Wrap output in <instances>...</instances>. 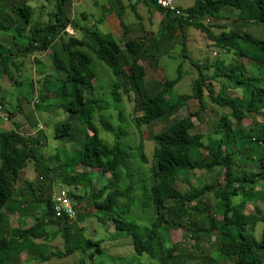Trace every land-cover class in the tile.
<instances>
[{"label":"trees","instance_id":"16d2710c","mask_svg":"<svg viewBox=\"0 0 264 264\" xmlns=\"http://www.w3.org/2000/svg\"><path fill=\"white\" fill-rule=\"evenodd\" d=\"M72 1L54 0L52 10L47 15V22L43 25L40 22L31 24L32 7L28 5L29 0H0V31L10 33L13 42L20 41L14 50L11 49L7 55L3 54L0 57L12 62L13 59L34 56V54L42 57L47 54L48 63H51L59 74L57 77L47 76L43 79L42 91L46 95L40 91V102H36L35 107L47 111L50 104L47 107L42 106V103L54 101L58 97L64 100L67 97L68 101L62 108L79 117L82 132V147L72 153L64 152L66 156H63V159L56 155L54 159L61 161L62 166L59 164L49 169L42 163L40 154L44 143L43 135L35 136L29 132L28 136H24L26 129L21 133L13 129L0 130V210L14 196V182L18 172L29 163H33L39 175L46 176L45 184L52 180H60L59 188L53 190V193L64 188L67 192V202L75 212V217L72 219L65 213H58V217L52 218L51 199L48 194L46 200L43 199V195L49 192V186L43 183L44 185L35 188L28 181L27 190L32 194L36 193L33 196L43 203L44 214L37 218L33 225L20 231H10L6 224L7 218L0 213V264H20L22 253L30 250L36 240L48 239L46 228L51 226L59 228L57 234L63 238L65 247V253L58 251L57 256L67 257L80 250L82 257L78 264H86L85 248L68 247L73 228L72 221L76 216L77 220L83 219V215L78 216V211L82 212L77 208L78 198L73 191L70 193L64 187L70 184L67 181L68 174L65 176L58 174L56 171L58 167L68 168L72 172H78L79 168L98 170L97 174L101 178L110 173L111 181L105 186L100 185L96 194H91L96 217L98 214L103 215L107 220H117L118 217L119 222L113 224L114 231L116 234L118 232L131 238L134 253L138 256L146 254L150 258L156 257V238L162 243L163 240H169L168 227L176 223L165 218L164 211L168 210L178 217H187L184 226L186 233H189L193 239H199L200 236L215 237V242L219 243V246L215 250L217 256L210 264H218L222 260H230L232 264H264V232L260 239L252 234L257 225L261 224L264 230V212L257 214L260 212L257 206L258 211L254 207L252 213L245 212L248 201L254 203L260 201L253 191L246 190V186L256 184L259 175L264 180V156L261 163L263 171L260 174L239 175L234 157L240 154V150L235 149L227 153L226 148L222 146L225 142L235 145L239 141L240 145H243L255 141L264 151V130H260L258 137H253L249 132L251 129L245 130L241 125L233 129L226 116H221L215 127L214 134L217 135L215 139L218 143H215V139L209 141L207 139V142H204L203 135L194 131L192 120L194 114L180 118L169 128L153 136L155 149L154 163L150 171L151 185L148 195L141 199V203L143 200L145 204L143 208L153 209L155 218L149 226L140 228L136 227L132 220L126 219L125 214L136 201L130 194L136 190L134 175L138 171L129 166V152L123 142V127L118 126V132L111 145L100 138L99 130L95 127L94 118L106 131L110 130L111 124L108 118L102 115L107 106L104 100L95 98H91L89 102L86 100V94L91 95L94 91L96 79L90 56L93 55L112 73L114 77L112 95L115 100L120 99L119 91L125 96L133 93L139 99L137 106L144 113L135 120L137 126L149 124L175 111L176 108L184 107L192 95L173 94L172 88L183 75L180 65L177 67V77L166 81V89L151 95L145 86L146 72L139 63L148 50L144 42L121 40L124 46L122 49L111 34H102L97 29L89 30L87 27H81L70 17ZM151 1L154 9L163 13L166 19L171 21L175 19L180 28L192 27L201 31L216 47L236 57V60L228 65L218 60L208 65L189 60L190 65L197 69L198 75L200 74L199 79L193 81L192 87L195 90L193 96L198 100L200 110H205L203 92L206 89L213 103L222 107L228 105L235 107L237 112L242 111L240 117L244 116V113L248 116V114L264 112V38H255L248 32L252 26L264 25V0H194L192 6L180 10L179 16L162 10L156 5L155 0ZM5 2H9V6H4ZM117 3L120 5L116 0ZM134 7L132 6V9ZM119 9L123 10L121 6ZM228 10L234 11V17L231 19L222 15ZM81 16L85 20L86 15L82 13ZM118 16L120 18L121 14ZM101 20L98 19L95 24L100 23ZM69 26L74 31L81 32V38L71 36L66 39L65 30ZM26 28L28 31L25 32ZM249 46H253L259 52V57H248L250 58L248 59L244 56ZM2 47L0 44V49ZM185 51L186 47L183 45L181 53L187 59ZM246 61L255 66L253 71L246 68ZM35 62L38 63L36 59ZM42 64L46 65L44 62ZM202 66L205 69L214 68L212 76L208 79L222 78L225 81L219 93H214L209 85H205L207 77L201 74ZM237 89L243 91V97L227 94V90ZM0 106L6 114V121L16 117L4 110L2 99ZM53 129L54 139L59 140L67 139L71 133L77 131L69 121L55 123ZM137 150L139 162L145 164L146 155L141 143ZM196 154L200 159L196 158L198 156ZM215 168L219 169L217 174L222 176L223 185L218 181L219 185L210 183L185 190L175 186L176 177L180 173L187 174L195 170L212 171ZM79 179L77 177L72 185L76 186ZM208 193L213 195L215 214L207 206L201 208L198 205L204 202L202 197ZM172 201L178 204L170 205ZM187 203L190 205L185 209L184 205ZM215 215L220 216V219H216ZM196 217L199 220L196 221ZM180 226L178 224L177 227L181 228ZM70 243L72 244L71 238ZM85 244L86 248L91 245L94 248L99 247V242L92 243L86 240ZM33 252L34 250L29 251L34 255L32 260L37 255ZM163 253V264H169L173 256L167 250ZM53 256L56 255L48 253L41 260H48Z\"/></svg>","mask_w":264,"mask_h":264},{"label":"rangeland","instance_id":"374dc122","mask_svg":"<svg viewBox=\"0 0 264 264\" xmlns=\"http://www.w3.org/2000/svg\"><path fill=\"white\" fill-rule=\"evenodd\" d=\"M117 1L120 2V5L116 4V0H73L70 6V17L81 27H87L89 30L97 29L102 34H111L117 45L122 49H124V46L121 40L143 41L148 50L139 63L146 72L145 86L151 95L166 89V81L177 77V67L179 65L181 66L183 75L181 80L172 88L173 94L192 95V98L186 102L184 107L176 108L175 111L149 124L137 126L135 120L144 113L137 106L139 99L133 93L125 96L119 91L120 99L115 100L112 95L114 82L112 73L93 55L90 56L96 79L94 80V91L91 95L89 93L86 94V100L89 102L91 98L102 99L107 104L102 115L110 121V130H104L97 119L94 118V124L99 130V136L106 143L111 145L118 132V126L123 127V142H125V148L129 152V166L131 169L138 171L134 175V180L137 183L136 190L130 194L136 201H134L133 207L125 214V217L127 220H132L136 224V227L140 228L149 226L155 218L153 209L151 207L143 208V205H145L143 200L141 203V199H144L148 195L151 185L150 177L152 173L150 171L154 163V135L169 128L180 118L194 114L195 116L192 118L194 121V131L203 135L204 142H207V139L209 141V139L217 138L214 131L221 116L227 117V121L233 129H237L238 125H241L245 130L251 129L249 131L250 135L258 137L260 130H264V112L252 113L248 114V116H245L246 114L244 113V116L240 117L242 111H238L239 116H237L238 112L235 107L230 105L222 107L213 103L208 97L206 89L203 92L205 110H200L199 102L193 96L195 90L192 88L193 81L199 79L200 74L198 75L197 69L190 65L189 60L197 61L202 65L204 63L208 65L218 60L228 65L235 61L236 57L228 53L226 54L222 49L216 47L201 31L192 27L186 29L180 28L175 19L173 21L166 19L163 13L154 9L151 0ZM53 3L54 0H29L28 5L32 7L31 24H36V22H40L43 25L46 24L48 12L52 10ZM174 3L178 10H181L187 6H192L194 0H174ZM3 5L9 6V2H5ZM120 6L123 10L119 9ZM132 6H135L134 9H132ZM82 13L86 15L85 20L81 16ZM120 14L119 18L118 15ZM222 15L231 19L234 17V11L228 10ZM98 19L102 20L100 23L95 24ZM206 19L214 21L211 18ZM26 31H28V28L25 29ZM248 32L255 38H264V25L252 26ZM71 36L81 38L82 33L74 31L69 26L65 30V38L67 39ZM18 43L20 41H12L10 33L0 31V44L3 46L0 49V56L3 54L7 55L11 49L14 50ZM183 45L186 47L185 53L187 59L181 53ZM244 56L247 58L259 57V52L253 46H249L245 50ZM47 57V54H44L43 57L34 54V56L30 55L18 58L17 60L13 59L12 62H7L6 58L0 57V99H2L4 110L16 115L15 120L24 121L25 117L29 120L32 125L31 127L37 129L36 134L44 136L42 140L44 143L40 150L42 163L49 169H53L59 166L61 162L54 159L56 155L60 156V159H63V156H66L64 152L72 153L82 147V132L80 130L79 117L62 108L63 104L68 101L67 97L64 100L58 97L54 101L46 99L50 101L42 103V106L48 107L50 104V108L47 111L38 110L35 107L36 102H40V91L43 95H46L42 91L43 79L47 76L57 77L59 74V71H56L51 66V63H48L49 59ZM35 59L38 63L35 62ZM43 62L46 65L42 64ZM245 66L249 71L255 69V66L249 61L245 62ZM201 70V74L207 77L205 85H209L214 90V93H219L222 83L225 81L222 78L217 80L208 79V77L212 76L214 68L205 69L202 66ZM242 93L243 91L239 89L227 90V94L231 96L243 97ZM3 121V118H1L0 125ZM63 121L72 122L73 128L77 129V131L71 133L67 139H54L53 126L55 123L59 124ZM140 143L146 155L145 164H141L137 156V153H139L137 147ZM215 143H218L217 140ZM222 146L226 148L227 153L235 149L240 150V154L234 157L235 167L238 171L237 174H260L263 171L261 163L264 151L262 146L257 142L249 141L243 145H240L239 141L235 145L225 142ZM196 158L200 159L199 155ZM60 165L62 166V164ZM25 168L17 174L14 182L15 192L13 198L0 210V213L7 218L6 224H8L10 231L23 230L33 225L35 220L44 214L43 203L33 196L36 193L33 192L32 194V192L27 190V182L29 181L31 186L36 188L44 185L47 178L44 175H39L33 163H29ZM56 171L58 174H62V176L68 174L67 181L70 184L64 187L70 193L73 191L74 195L78 198L76 201L77 208L82 210V212L78 211V216L82 217L83 215V219L77 220L76 216L72 221L73 228L70 232L68 247L85 248L84 257H87L85 260L86 264H163L164 250H167L173 256V260L171 259L169 264H174V262L177 264H210L216 258L217 254L215 250L218 248L219 243L215 242V237L200 236L199 239H193L189 233H186V226H184L187 217H178L168 210L164 211L165 218L176 223V225H169L168 227L169 240H163L162 243L156 238L157 256H154V258H150L146 254L141 256L136 255L131 238L118 232L116 234L114 231L113 224L119 222L118 217L117 220H107L101 214H98V217H96V208L93 204L92 195L97 193L100 185L105 186L111 181L110 173L101 178L97 174L98 170L88 168H79L78 172H72L68 168L58 167ZM218 171L219 169L215 168L212 171L195 170L187 174L180 173L176 177L175 186L178 189L185 190L204 184H217L218 181L223 185V178L217 174ZM77 177L80 179L76 183L77 185L74 186L72 183H75ZM59 181L58 179L52 180L45 184L47 187L49 186V192L43 195L44 200H46L47 194L51 198L53 190L59 188ZM246 190L253 191L260 201L256 203L251 200L248 201L245 212L252 213L255 207V210L258 211L259 209L260 211L257 214L263 213L264 180L261 176L259 175L256 178V184L246 186ZM103 198L104 196L101 200ZM202 201L204 202L198 204L200 205L199 207L203 208L207 206L215 214V211H213L215 201L212 193L205 194L202 197ZM174 204L178 203L176 201L170 202V205ZM189 205L188 203L185 204L184 208L188 209ZM215 218L220 219V216L215 215ZM195 219L196 221L199 220L197 217ZM178 224L181 225V228L177 227ZM58 229L52 226L51 228L47 227L48 239L36 240L30 250L22 253L20 264L80 263L82 257L80 250L67 257L57 256L56 253L58 251L65 253L63 238L57 234ZM263 232V226L260 224L257 225L252 234L260 239ZM70 238L72 244L70 243ZM86 240L92 243L99 242V247L94 248L91 245L86 248ZM31 250H34L33 253L37 254L35 255L37 258L35 257L36 259L34 258V260H32L34 255L29 253ZM48 253L56 256L42 261L41 258L47 256ZM218 264H232V262L230 260H222Z\"/></svg>","mask_w":264,"mask_h":264},{"label":"built area","instance_id":"2783aa9c","mask_svg":"<svg viewBox=\"0 0 264 264\" xmlns=\"http://www.w3.org/2000/svg\"><path fill=\"white\" fill-rule=\"evenodd\" d=\"M156 5L164 11H169L173 15H180V10L175 6L174 0H155ZM6 114L3 113L0 106V119L4 118L6 122ZM33 134V133H32ZM51 202L53 207L52 217H58V213H65L69 218H74L75 212L70 208V203L67 202V192L64 188L56 190L52 193Z\"/></svg>","mask_w":264,"mask_h":264},{"label":"crops","instance_id":"0c3cea01","mask_svg":"<svg viewBox=\"0 0 264 264\" xmlns=\"http://www.w3.org/2000/svg\"><path fill=\"white\" fill-rule=\"evenodd\" d=\"M190 6H187L186 8H188ZM159 12V11H158ZM15 117V116H14ZM12 118V120L9 119V121H3V123L0 125V130H4V131H8V130H12L13 131H19L20 133L23 132L24 129H26V132L23 134L24 136H28L29 132L32 134H34L35 136L37 135V129H33L29 122V120H27L24 117V121H18L15 120V118ZM26 169V168H23Z\"/></svg>","mask_w":264,"mask_h":264},{"label":"clouds","instance_id":"9594fccd","mask_svg":"<svg viewBox=\"0 0 264 264\" xmlns=\"http://www.w3.org/2000/svg\"><path fill=\"white\" fill-rule=\"evenodd\" d=\"M51 199V198H50ZM51 217H52V214H51ZM75 217V216H74ZM53 218V217H52ZM72 219V218H71Z\"/></svg>","mask_w":264,"mask_h":264}]
</instances>
